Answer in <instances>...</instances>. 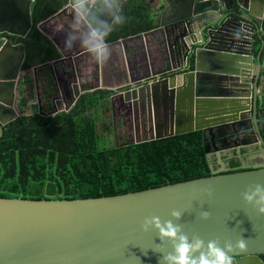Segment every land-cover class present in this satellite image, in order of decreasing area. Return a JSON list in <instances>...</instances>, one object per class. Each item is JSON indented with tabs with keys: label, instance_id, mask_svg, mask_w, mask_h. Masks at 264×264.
Here are the masks:
<instances>
[{
	"label": "water",
	"instance_id": "1",
	"mask_svg": "<svg viewBox=\"0 0 264 264\" xmlns=\"http://www.w3.org/2000/svg\"><path fill=\"white\" fill-rule=\"evenodd\" d=\"M20 1L25 14L19 17L18 0H0V26L5 27L0 29V34L27 36L32 27L31 9L35 0ZM125 1L121 0V4ZM248 1L177 0L172 4L164 0L165 7L159 2L158 11L155 14L153 11L151 18L154 20L158 14L162 18L159 30L164 36L159 41V51L165 53V69L151 76H169L123 95L125 102L148 117L143 124L135 121L136 132L142 128L144 133L141 139L132 143L196 131H202L207 141L206 135L214 139L216 129L240 124L245 116H249V108L242 104L248 102L246 94L249 92L240 95L236 88L241 86L237 85L238 81L251 82L254 72L257 81L261 72L259 62H254V40L257 35L262 50L264 0H250V8ZM253 8L258 13L253 12ZM224 10L229 13L224 15ZM67 12L63 7L50 19ZM230 13L237 18L233 20L242 22L250 32L248 52L221 43L229 21L226 17ZM18 19L23 22L19 29ZM44 22L47 21L38 24V29L47 36L43 30ZM151 33L108 43L109 48L124 46V50L115 53L118 57L122 51L123 62L120 67L114 65V71L110 69L109 85H104L103 79L96 84L83 82L85 73L87 78L92 76L95 82L99 81V68L103 72V65L92 59L89 63L93 61L94 65L87 63L85 73L80 74L75 68L76 60L87 54L82 51L66 55L56 37L47 36L60 57L31 70L22 69L24 45L13 44L8 38L0 39V138L2 127L21 116L15 105V90L21 76L29 73L36 76L38 68L49 65L58 90V97L52 102L58 99L64 102L62 108L51 114L67 112L83 94L98 89L115 91L150 78L148 75L130 81L117 76H128L129 60L138 56L129 42L146 38ZM185 46L190 52L185 57L193 56L192 70V62L185 66L176 60L174 63L172 58L175 49ZM34 85L37 86L36 80ZM253 114L256 118L255 110ZM260 143L264 151L261 136ZM254 184L264 185V166L109 197L73 200L0 198V264H158L160 254L153 251L159 243L157 234L151 230L144 232L141 227L146 218L170 219L174 210L182 212L179 223L189 235L196 234L205 241L218 240L221 245L225 242L235 244L239 239L247 241L246 250L234 254V264H264L259 259L264 255V216L257 215L242 199L244 192ZM201 211L210 213L207 221L199 219ZM161 246L171 250L167 242Z\"/></svg>",
	"mask_w": 264,
	"mask_h": 264
},
{
	"label": "trees",
	"instance_id": "2",
	"mask_svg": "<svg viewBox=\"0 0 264 264\" xmlns=\"http://www.w3.org/2000/svg\"><path fill=\"white\" fill-rule=\"evenodd\" d=\"M65 3L66 0H35L31 9L32 27L27 36L9 37L13 44L24 45L23 70L60 57L51 40L38 29V24L55 15ZM122 12L126 22L108 37L107 43L153 28L147 0H126ZM260 61L264 73L262 52ZM23 77L16 99L21 116L2 127L0 198L109 197L213 174L251 170L242 167L238 157H234L227 169L217 171L216 159H210L202 131L138 144H116L108 118L110 91L98 89L83 94L69 111L51 114L62 108L63 102L61 99L51 102L58 97L52 68L42 66L36 76L29 73ZM262 136L264 140V134Z\"/></svg>",
	"mask_w": 264,
	"mask_h": 264
},
{
	"label": "flooded vegetation",
	"instance_id": "3",
	"mask_svg": "<svg viewBox=\"0 0 264 264\" xmlns=\"http://www.w3.org/2000/svg\"><path fill=\"white\" fill-rule=\"evenodd\" d=\"M155 0H147V3L151 7V13L154 14L155 12L158 11V6L159 2L161 1L162 4L165 7L164 0H159L158 4L155 5L154 3ZM172 4H175L177 0H169ZM250 3L251 1H248V7L250 8ZM228 6H230L229 3H227ZM163 7V8H164ZM236 10V8H234ZM253 12L258 13V10L256 8L252 9ZM69 14V12H67ZM227 12L224 10V15ZM226 19H229L226 27L224 28V33H223V40L221 43L225 45L226 47H232L234 50L238 49L240 51H246L248 52L251 48V41H250V36L248 34L250 33L249 30L243 25V23L233 20L237 19L236 16L232 15V13L229 14ZM62 19H55L54 23L48 27L49 30H53V28H56V26L61 25L62 30L53 33V36L56 37L57 41L60 43L63 51L65 52L66 55H74L78 52H82L79 48V46H75L72 50L67 51L64 50V40L67 34V31L69 29L70 23H71V18L68 19L67 21H64L61 23ZM153 20V19H152ZM162 18L160 14L154 17L153 20V28L147 32H152L146 38H141V39H134L130 41V46L132 47L134 52H137V55L135 58L129 60L130 68L131 70L128 73V76H117V77H122L120 79L122 80H132L135 78H141V77H146L148 75H152L153 73H158V72H163L165 67H164V60H165V53H160L159 51V46L158 48L155 47L154 45V34L160 32L159 30L160 27V22ZM1 28H5L3 26H0ZM65 31V32H63ZM139 35V34H138ZM163 34L160 40L163 39ZM13 37L7 34H0V39L2 38H8ZM151 37V38H149ZM154 39V40H153ZM10 40V39H9ZM115 42V41H114ZM255 48H254V62L255 64L259 62L261 66V72L259 74V78L257 81L255 80L256 77V72L252 74L251 82H242L238 81L237 85H241L240 87L237 86L238 88L237 91L238 93L241 94H246V97H248V102H243L244 106H247L249 108V116L243 118V121L240 124L236 125H228L224 128L221 129H216L214 131V139H212L209 135H206V140H207V151L209 155H213L214 157H218L220 154L221 156L224 154L227 156L226 158L233 159L234 157H238V161L241 163V158L242 156H251L254 154L262 153L263 158H264V151L262 148V144L260 143V136L263 139L262 134H264V73H263V68H262V63L260 61V55L261 52L264 53V48L260 50L261 47V41L258 38V36H255L254 40ZM159 45V42H158ZM258 49V51H256ZM74 50V51H73ZM121 50V46H116L114 45L113 47L110 48V56L109 59L103 64V83L104 85H109L108 83V74L114 69V65H117L120 67L122 65L123 60L121 61L122 57V51H120L119 56L115 57V53ZM190 51V50H189ZM187 53V47H181V49L178 47L177 49L174 50L172 58L178 63H185V66L191 63L193 61V56L188 55L185 57ZM257 53V54H256ZM92 59L88 56H82L76 60V66L75 68H78V72L80 74L85 73V65L89 63ZM119 62V63H118ZM89 64H93L94 62L92 61ZM74 65V64H73ZM172 65V62H171ZM97 66V65H96ZM118 67V68H119ZM94 69V67H92ZM256 71V67H254ZM114 71V70H113ZM94 73V71H92ZM181 72V71H180ZM10 73V72H9ZM69 73V72H68ZM175 72H172L174 74ZM92 75V74H91ZM86 77V73L84 74ZM169 75L167 74H162L160 76L153 77L151 76L148 79L142 80L140 83H135L131 84L127 87L117 89L115 91H110L111 95L108 98L109 102V108L110 112L108 115V118L115 121L118 124V127L121 128H126L128 127L129 133L131 134L132 138L135 140L137 137H141L144 133V130L142 128L138 129V132L135 130V121L138 123L143 124V122L148 121L147 114H142L140 113L139 108H135L134 106L130 103L125 102L124 99V94L126 92L132 91L135 88H138L142 85H147L150 82L153 81H158L159 79H163ZM91 77V78H90ZM88 77L85 81L83 82H90V84H96L100 82L101 80L95 82V77L90 76ZM99 77V73H98ZM21 80V79H19ZM18 80V81H19ZM34 83V82H33ZM243 84L245 86H243ZM249 85L250 87H247ZM29 91L32 90V87L28 88ZM104 90V89H102ZM15 100L18 98V82L15 90ZM52 102V99H51ZM64 103L62 102L61 107H63ZM16 108H18L17 104ZM254 110L256 111V118H254ZM136 119V120H135ZM131 139H129L130 141ZM264 141V140H263ZM227 153V154H226ZM229 153L231 156H228ZM264 163L258 166H247V168H260L263 167ZM243 167V166H242ZM260 261L264 263V255L259 257Z\"/></svg>",
	"mask_w": 264,
	"mask_h": 264
},
{
	"label": "clouds",
	"instance_id": "4",
	"mask_svg": "<svg viewBox=\"0 0 264 264\" xmlns=\"http://www.w3.org/2000/svg\"><path fill=\"white\" fill-rule=\"evenodd\" d=\"M65 9L71 23L64 40V50L79 46L97 64L103 65L110 56L108 37L126 22L121 0H66ZM211 195V191H209ZM243 202L251 206L259 216H264V185H250L243 194ZM182 212L172 211L170 219L154 216L146 218L141 230L153 231L159 243L153 249L160 254L158 264H234V254L247 248V241L239 239L235 244L218 240L205 241L196 234L189 235L179 223ZM208 211H201L199 219L207 221ZM167 242L170 251L161 245Z\"/></svg>",
	"mask_w": 264,
	"mask_h": 264
},
{
	"label": "rangeland",
	"instance_id": "5",
	"mask_svg": "<svg viewBox=\"0 0 264 264\" xmlns=\"http://www.w3.org/2000/svg\"><path fill=\"white\" fill-rule=\"evenodd\" d=\"M74 51V50H73ZM111 123H112V129L114 130V143H128V142H134L136 140H139L142 138L141 137H137L135 138V140L132 138L131 134L129 133V129L128 127L126 128H121L118 127V124L113 121L111 119ZM129 139H131L129 141ZM227 154V153H226ZM228 156H231V154L229 153ZM210 159H216V166H218L217 171H220L222 169H227L228 168V164L230 159L226 158L227 156H225L224 154L221 156L220 155V159L218 157H214L212 154L209 155ZM241 163L243 167H247V166H258L264 163V158L262 153H258V154H254L251 156H242L241 158Z\"/></svg>",
	"mask_w": 264,
	"mask_h": 264
},
{
	"label": "crops",
	"instance_id": "6",
	"mask_svg": "<svg viewBox=\"0 0 264 264\" xmlns=\"http://www.w3.org/2000/svg\"><path fill=\"white\" fill-rule=\"evenodd\" d=\"M158 1L159 0H155L154 1V3H155V5H157L158 4ZM18 2L20 3V4H18V15H19V17L20 16H23L24 14H25V10H24V6H23V3H22V1H20V0H18ZM62 19L61 20V23H63L64 21H67L68 19H70L71 17H70V14H68V13H64V14H62V15H60V16H58L57 18H55V19ZM55 19H47V20H45V21H47V22H44V26H43V30L46 32V34H47V36H49V37H54L53 36V33H57V32H59V31H61L62 30V27H61V25H58V26H56V28H53V30L51 31V30H49L48 29V27H50L53 23H54V20ZM22 20H19L18 19V29L19 28H22V26H23V22H21ZM63 32H65V31H63ZM162 34L163 33H160V32H158V33H156V34H154V45H155V47L156 48H158V42L160 41V39H161V37H162ZM18 38H20V37H18ZM149 38H151V37H149ZM60 44V43H59ZM124 48V46L123 45H121V49L122 50H124L123 49ZM168 49H167V47L165 48V51H167ZM168 52V51H167ZM65 53V52H64ZM169 55V57H171L170 56V54H168ZM168 59H170V58H168ZM100 70H99V78H98V80H102V79H104L103 78V74H102V72H101V68H99ZM24 77L23 76H21L19 79H21V80H19L18 81V90H19V87H20V85H21V83H22V79H23ZM87 79V77H83V81H85ZM110 81H111V76H110V73L108 74V83H110ZM90 83V82H89Z\"/></svg>",
	"mask_w": 264,
	"mask_h": 264
},
{
	"label": "bare ground",
	"instance_id": "7",
	"mask_svg": "<svg viewBox=\"0 0 264 264\" xmlns=\"http://www.w3.org/2000/svg\"><path fill=\"white\" fill-rule=\"evenodd\" d=\"M102 92V91H101Z\"/></svg>",
	"mask_w": 264,
	"mask_h": 264
}]
</instances>
